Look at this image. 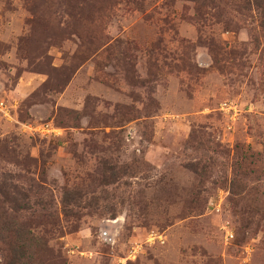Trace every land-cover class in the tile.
Returning a JSON list of instances; mask_svg holds the SVG:
<instances>
[{
	"label": "rangeland",
	"instance_id": "obj_1",
	"mask_svg": "<svg viewBox=\"0 0 264 264\" xmlns=\"http://www.w3.org/2000/svg\"><path fill=\"white\" fill-rule=\"evenodd\" d=\"M1 186L27 264H264V0H0Z\"/></svg>",
	"mask_w": 264,
	"mask_h": 264
},
{
	"label": "trees",
	"instance_id": "obj_2",
	"mask_svg": "<svg viewBox=\"0 0 264 264\" xmlns=\"http://www.w3.org/2000/svg\"><path fill=\"white\" fill-rule=\"evenodd\" d=\"M0 196L4 199L6 204L11 208L13 211H19L27 209L28 206L26 204H19V201L23 199V197H16L12 195L6 187H0ZM25 198V197H24ZM10 219L4 213H0V241H7L9 247V264H27L26 259L27 255L25 251L27 250V244L25 243L24 246H14L10 242V236L12 235L11 228H10Z\"/></svg>",
	"mask_w": 264,
	"mask_h": 264
}]
</instances>
